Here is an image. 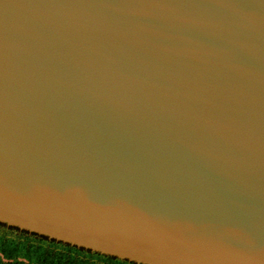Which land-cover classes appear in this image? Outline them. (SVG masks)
<instances>
[{
  "label": "water",
  "instance_id": "95a60500",
  "mask_svg": "<svg viewBox=\"0 0 264 264\" xmlns=\"http://www.w3.org/2000/svg\"><path fill=\"white\" fill-rule=\"evenodd\" d=\"M0 264H264V0H0Z\"/></svg>",
  "mask_w": 264,
  "mask_h": 264
},
{
  "label": "trees",
  "instance_id": "16d2710c",
  "mask_svg": "<svg viewBox=\"0 0 264 264\" xmlns=\"http://www.w3.org/2000/svg\"><path fill=\"white\" fill-rule=\"evenodd\" d=\"M98 255V254H97Z\"/></svg>",
  "mask_w": 264,
  "mask_h": 264
}]
</instances>
